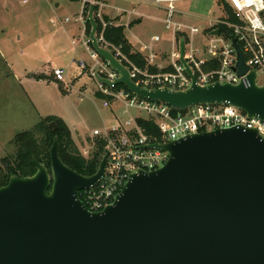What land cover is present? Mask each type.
<instances>
[{"label": "water", "instance_id": "95a60500", "mask_svg": "<svg viewBox=\"0 0 264 264\" xmlns=\"http://www.w3.org/2000/svg\"><path fill=\"white\" fill-rule=\"evenodd\" d=\"M93 5L87 15L97 54L119 74L112 86L183 112L196 105H227L264 121V86L249 72L242 84L201 86L183 59L191 85L185 91H147L94 37ZM218 30L210 33L217 36ZM233 71L244 76L237 39ZM169 154L152 172L130 176L113 203L91 213L77 192L103 176L108 153L96 173L83 176L67 167L54 138L50 172L32 159L34 175L11 176L0 187V264H264V139L242 127L188 135L154 144Z\"/></svg>", "mask_w": 264, "mask_h": 264}, {"label": "built area", "instance_id": "2783aa9c", "mask_svg": "<svg viewBox=\"0 0 264 264\" xmlns=\"http://www.w3.org/2000/svg\"><path fill=\"white\" fill-rule=\"evenodd\" d=\"M184 1L188 0L152 1L157 8L165 11L164 29L171 31L176 40L169 54V71L149 72L148 67H151L154 59L152 53L144 60L146 64L144 69L131 64L119 47L109 44L103 37L106 27L116 26L112 21H104L101 13L103 3L90 2L91 5L97 6L96 17L101 24L100 33L94 34L98 46L121 63L137 87L147 91L166 88L179 92L189 88L190 78L179 62L182 42L183 59L199 85L206 86L219 82L230 85L242 84L247 88L249 83L246 75L254 71L256 85L264 86V0H221L230 11L232 21L225 9L217 6L222 16L217 20H210L208 29L203 31L174 21L176 14H183L177 11L175 4ZM213 1L217 3L219 0ZM81 2L84 5L85 0ZM87 15L88 13L84 16L82 10V13L74 18V22L85 27ZM67 21L69 19H66ZM216 26L230 29L233 38L237 39L245 65L249 68L244 76H237L233 71L236 52L231 43L232 39H227L220 33L217 36L210 35L212 31L217 30ZM207 31L211 32L208 34ZM89 34H86L84 28L78 39L79 46L90 60L89 63L79 61V66L83 70L82 74L87 75L95 85L93 96L99 95L102 107L112 118L108 127L103 130L94 129L87 137L90 140L87 149L89 154H92L96 147L102 149V157L105 152L108 153L100 180L93 187L77 192L78 199L89 212L99 213L111 205L131 175L156 171L166 164L169 154L152 147L154 144H167L188 135L232 127L255 130L264 139V121L258 118L249 119L246 114L234 107L205 104L178 112L162 102L144 100L124 86L122 89H116L120 86L101 83L100 80H104L112 84L120 76L94 50ZM177 35H182V38H177ZM197 36L202 39L196 40ZM213 61H218L219 68L205 71L206 66ZM51 72L55 82L61 84L67 82L66 71L63 68H53Z\"/></svg>", "mask_w": 264, "mask_h": 264}, {"label": "rangeland", "instance_id": "374dc122", "mask_svg": "<svg viewBox=\"0 0 264 264\" xmlns=\"http://www.w3.org/2000/svg\"><path fill=\"white\" fill-rule=\"evenodd\" d=\"M10 2V4H6ZM0 0V53L10 64L11 70L20 75L23 68L28 72H39L51 79L53 68H63L67 72V82L61 84L49 82L33 83L29 86V96L21 90L13 77L8 78L9 71L0 61V166L1 160L14 153L12 140L19 133L31 130L39 121L50 115L61 118L72 132L74 143L80 154L88 159L90 140L87 137L93 129L103 130L109 126L112 118L102 107L101 100L93 96L94 83L82 75L79 61L89 63V58L81 47L70 43L67 31L71 24L55 26L53 10L61 19L80 14L81 0ZM182 15L176 14L174 21L197 27L199 31L208 28L204 18H218L221 11L211 0H188L175 4ZM151 16L164 19V13L153 10ZM189 15L204 18H191ZM57 23V22H56ZM141 34L147 38L152 35L171 38V31H166L157 21L143 20ZM149 29V30H147ZM13 66V67H12ZM12 75V74H11ZM8 78L9 84L1 85V80ZM28 86V83H27ZM37 104L32 106L30 99ZM42 114V115H41Z\"/></svg>", "mask_w": 264, "mask_h": 264}, {"label": "trees", "instance_id": "16d2710c", "mask_svg": "<svg viewBox=\"0 0 264 264\" xmlns=\"http://www.w3.org/2000/svg\"><path fill=\"white\" fill-rule=\"evenodd\" d=\"M106 0H85L83 5V15L85 16L90 7V2L103 3ZM217 6L223 7L230 15H232L227 6L221 1H217ZM97 6H93L92 19L96 25V34L101 31V24L96 17ZM264 16V13H263ZM104 21L109 22L107 17H103ZM92 27L88 20H86L85 30L89 34ZM221 36L227 39H233L232 31L223 26H216ZM208 32V31H207ZM211 32V31H209ZM208 32V34H209ZM103 37L109 44L119 47L121 53L126 59L138 68L144 69L145 61L141 55L133 51L124 35V28L122 26L106 27L103 31ZM177 38H182V35H177ZM123 65L127 66L125 63ZM220 64L218 61H213L208 64L205 71L217 70ZM149 72L156 73L157 70L153 67H148ZM170 69H168L169 71ZM43 76H37L40 80ZM120 86L116 89H122ZM99 95H95L96 98ZM58 138L59 141V156L63 163L70 169L76 171L83 176H92L96 173L102 158V149L100 147L94 148V151L88 159L84 158L78 151L70 130L66 123L57 116H47L40 118L34 127L22 133H19L12 140L11 144L14 146V153L6 156L1 160L3 166H0V187L7 184L11 176H18L20 178L30 177L35 173V167L32 164V159L43 164L50 172V158L48 151L52 145L53 139Z\"/></svg>", "mask_w": 264, "mask_h": 264}, {"label": "crops", "instance_id": "0c3cea01", "mask_svg": "<svg viewBox=\"0 0 264 264\" xmlns=\"http://www.w3.org/2000/svg\"><path fill=\"white\" fill-rule=\"evenodd\" d=\"M24 1L26 2L24 3ZM152 1L153 0H106L105 2H103L101 13L103 14V16L107 17L109 21H112L113 23H115L116 26H122L124 28L125 38L129 42V44L132 46L133 51L135 53H138L139 55H141L144 60L148 58V55L150 53L153 54L154 59L151 63V67L161 72L168 71L169 54L172 50V47L176 43L175 36L171 34L172 36L170 39H165L157 35H152L151 37L145 38L141 34V30L144 28L142 27L144 19H147L148 21L149 19L151 21H157L163 25L164 19L161 20V18L159 17L151 16V14L152 12H156L153 10L161 11L164 13V18H165V11L161 8H157L153 4ZM211 1L213 5L216 8H218L216 2L213 0ZM26 3H27V0L20 1L21 5H25ZM6 4H10V2L7 3L6 1ZM82 10H83V3H82ZM82 10L80 14L82 13ZM52 13H53L54 19H50V23L55 26H58V25L64 26V25L71 24L73 27H70L71 29L67 31L69 39H70V43L74 47H81L78 44V39L83 33L85 27H83V25L77 22H74V18L77 17L78 14L75 13L69 18L65 17L61 19L57 16L58 11L56 9L53 10ZM186 16H189L195 19L204 18L202 16L189 15V14H187ZM221 16H218V18H220ZM218 18H215V19L204 18V20H206L210 25V22H209L210 20H217ZM66 19H69V21L66 22ZM178 23L180 22L178 21ZM182 23L183 25H186L184 24V22ZM186 26L194 27L191 25H186ZM152 38L154 39L153 41L151 40ZM201 39L202 37L200 36L196 37V40H201ZM0 61H2L3 64H5V66L7 67L9 71L8 78H10V76L13 77L14 81L19 85L21 90H23L28 96H29L28 89L26 88H29V86H33V83H36V82L43 83V81L49 82L50 80L54 81L52 75H51L52 77L51 79L48 77L49 73L45 75L44 73L42 74L39 72H28L25 66L23 68V72L21 75H20V72L18 73V75L15 74L14 71L11 70L10 64L2 58L1 53H0ZM80 61H84V60H80ZM41 75L43 76V78L40 80H37L36 77L41 76ZM4 77L5 78L1 80V85L7 84V83L9 84V82H13V81H10L8 78H6V76ZM66 80H67V72H66ZM27 83H28V86H27ZM29 99L32 102V106L34 107V109L35 108L37 109L36 107L37 104L35 103V101L31 98ZM50 116H53V115H50ZM70 133L72 135L71 130H70Z\"/></svg>", "mask_w": 264, "mask_h": 264}]
</instances>
